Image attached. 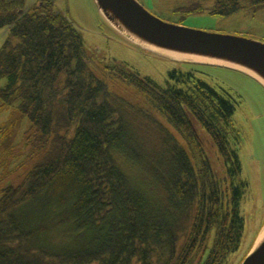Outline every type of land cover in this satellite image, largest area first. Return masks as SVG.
<instances>
[{
	"label": "trees",
	"instance_id": "1",
	"mask_svg": "<svg viewBox=\"0 0 264 264\" xmlns=\"http://www.w3.org/2000/svg\"><path fill=\"white\" fill-rule=\"evenodd\" d=\"M26 7L0 0V264H230L248 182L221 66L179 62L163 86L88 48L53 0Z\"/></svg>",
	"mask_w": 264,
	"mask_h": 264
},
{
	"label": "rangeland",
	"instance_id": "2",
	"mask_svg": "<svg viewBox=\"0 0 264 264\" xmlns=\"http://www.w3.org/2000/svg\"><path fill=\"white\" fill-rule=\"evenodd\" d=\"M37 0H27L30 8ZM54 9L64 13L80 30L86 46L98 55L122 60L143 75L150 76L166 86L169 71L179 62L134 43L105 21L95 0H53ZM146 9L162 19L187 27L229 35H238L264 43V4L247 5L228 16L212 14L214 0H137ZM200 2L201 11L186 14L177 8ZM184 17V19H183ZM7 28H0V48L7 36ZM123 36H122V35ZM176 62V63H175ZM215 80L239 101L234 120L240 130L238 142L242 160V176L248 182L241 201L240 212L246 219V231L240 248L232 255L230 264H242L252 248L257 232L264 223V85L249 74L227 68H209ZM5 80L0 82L3 85ZM1 103V100H0ZM11 110H0V124L10 118ZM24 120L16 140L18 151L23 148ZM17 151V152H18ZM214 236L209 240V248Z\"/></svg>",
	"mask_w": 264,
	"mask_h": 264
},
{
	"label": "water",
	"instance_id": "3",
	"mask_svg": "<svg viewBox=\"0 0 264 264\" xmlns=\"http://www.w3.org/2000/svg\"><path fill=\"white\" fill-rule=\"evenodd\" d=\"M95 2L105 21L117 32L119 30L112 25L102 9L110 10L132 33L159 47L226 58L247 65L264 77L263 42L238 35L193 29L184 24L168 22L150 12L137 0H95ZM207 65L226 67L217 64ZM263 228L264 224L242 264H264V243L258 248L255 247L258 236Z\"/></svg>",
	"mask_w": 264,
	"mask_h": 264
},
{
	"label": "bare ground",
	"instance_id": "4",
	"mask_svg": "<svg viewBox=\"0 0 264 264\" xmlns=\"http://www.w3.org/2000/svg\"><path fill=\"white\" fill-rule=\"evenodd\" d=\"M102 11L105 13L107 16L108 20L112 23V25L117 28L121 33H123L125 36H127L130 40L133 42L142 45L143 47L154 51L156 53L162 54L164 56H168L170 58L180 60V61H190V62H199V63H206V64H217V65H222L226 67H230L233 69L241 70L259 81H261L264 84V77L256 72L253 68L244 65L239 62H235L226 58H218V57H212V56H207L203 54H198V53H190V52H181V51H175V50H170L166 48L159 47L143 38L140 36L132 33L118 18L114 16V14L110 10H104ZM264 243V228L260 232L258 239L256 241L255 247L258 248Z\"/></svg>",
	"mask_w": 264,
	"mask_h": 264
},
{
	"label": "flooded vegetation",
	"instance_id": "5",
	"mask_svg": "<svg viewBox=\"0 0 264 264\" xmlns=\"http://www.w3.org/2000/svg\"><path fill=\"white\" fill-rule=\"evenodd\" d=\"M219 16H220V15H219ZM198 136H199V140L202 141V140H203V139H202V137H203L202 132H200V133L198 134Z\"/></svg>",
	"mask_w": 264,
	"mask_h": 264
}]
</instances>
